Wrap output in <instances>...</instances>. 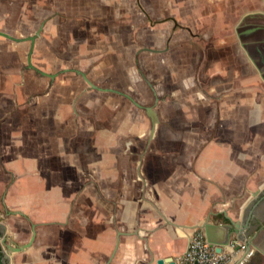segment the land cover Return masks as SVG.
<instances>
[{
	"label": "crops",
	"instance_id": "obj_1",
	"mask_svg": "<svg viewBox=\"0 0 264 264\" xmlns=\"http://www.w3.org/2000/svg\"><path fill=\"white\" fill-rule=\"evenodd\" d=\"M76 1L62 8L61 0H0V30L21 38L41 29L33 64L48 73L74 69L61 59L65 39L60 41L59 31L49 34L44 11L56 6L61 11L50 10L59 17L77 10L83 15L67 33V42L77 44L75 69L86 72L98 87L117 89L127 81L142 84L152 74L157 111L161 119L170 115L169 124L159 125L152 149L138 165L139 158L132 155L136 144L145 147L150 128L140 118L144 109L130 112L128 119L127 112L125 117L122 110L116 112L115 123L104 112L103 121L111 122L97 125L91 114H99L97 108L110 100L107 94L115 92L88 87L74 71L60 73L52 82L27 68L30 41L0 36L2 222L19 244L28 242L31 225H36L33 245L11 255L10 264H149V249L156 259L176 261L188 248L192 228L208 217L216 225L228 224V217L242 225L245 217L251 222L252 217L261 218L262 226L249 230L245 241L232 238L246 245L237 264H264V102L257 100L255 106L253 97L214 107L205 104L192 95L188 59L187 27L204 36V48L215 46L218 39L232 36V4L243 0H137L138 15L146 20L141 32L128 25L129 0ZM86 2L87 14L78 7ZM123 6L125 13L114 17L113 10ZM100 7L107 8L103 17L97 13ZM172 18L182 27L170 48L141 51L145 32L154 37L153 49L166 47ZM100 23L111 26L102 28ZM93 34L95 45L90 46ZM134 58L143 75L130 66ZM166 105L172 106L164 109ZM178 116L185 123L176 126L171 120ZM211 235L218 244L226 239L227 229L214 227Z\"/></svg>",
	"mask_w": 264,
	"mask_h": 264
},
{
	"label": "water",
	"instance_id": "obj_2",
	"mask_svg": "<svg viewBox=\"0 0 264 264\" xmlns=\"http://www.w3.org/2000/svg\"><path fill=\"white\" fill-rule=\"evenodd\" d=\"M40 32L41 29L33 35L20 38L0 30V36L14 42L30 41L27 68L34 69L41 75L50 77L52 82L58 74L74 71L80 74L92 89L120 93L116 89L98 87L92 83L86 72L79 69H63L57 73H48L38 69L32 62V54ZM168 46L165 50L168 49ZM153 51L161 52L163 50ZM191 82L192 95L198 96L205 104L211 107L253 97H255V106H257V100L264 102V20L243 19V27H238L237 32L230 38L227 40L218 39L215 46L195 51L191 63ZM126 96L139 108L145 110L151 121L150 137H153L160 121L159 113L156 110L158 97L153 105L143 106L130 96ZM210 220L211 218L208 217L202 223L195 225L192 230L193 234L198 229L202 230L207 242L213 247L218 246L216 251H222L223 248L228 246L229 251L232 252L234 249L230 247V243L233 235L241 241H245L246 238L251 236L249 230L252 229V232H255V228L258 225L262 226L261 218L256 220L253 217L252 222L245 217L243 225L230 217H228L230 221L228 224L216 225ZM31 226L32 235L26 243L19 244L6 233L0 235V264H4L5 259H8L10 262L11 255L22 253L33 245L36 236V225L32 224ZM218 226L226 228L227 235L224 241L216 244L211 234L214 227ZM191 241L192 237L190 238L188 248ZM148 254L151 260L149 264H175L173 257H160L156 259L150 249ZM234 264H237L236 259Z\"/></svg>",
	"mask_w": 264,
	"mask_h": 264
},
{
	"label": "rangeland",
	"instance_id": "obj_3",
	"mask_svg": "<svg viewBox=\"0 0 264 264\" xmlns=\"http://www.w3.org/2000/svg\"><path fill=\"white\" fill-rule=\"evenodd\" d=\"M63 2H59L62 6V8H64V6H72L74 4V1L77 2L76 0H61ZM145 1H150V0H145ZM79 2H77L78 4ZM57 4V3H56ZM75 5V4H74ZM80 5V6H79ZM78 7L79 9H81V12L86 13V10L89 9V5H88V2L86 3H81L79 4ZM129 9H128V25H130L131 27H136L137 30H139L140 32L141 31H146V30H143V27H144V24L146 23V20L144 21L142 19V16L141 15H138L141 13V9L139 8L138 6V3H137V0H129ZM69 10L71 11H74V8L72 7H67ZM99 8V6H97V9ZM123 9H121L120 11H118V9H114L113 11L115 12L114 13V17L118 18V16L120 14H123L125 13L126 11V8L123 6L122 7ZM50 9H54L55 13L56 11H61L60 8L56 7V6H53L52 5V8ZM48 10L46 9L44 11V13L49 16V21H48V24H49V34L51 35L53 32H58L60 33V41H63V39H65V41H63V44H61L62 46V51L60 52V55L62 56L61 59L65 58L66 61H65V64L67 65L68 64V68H77V67H74L75 66H78V62H79V59L78 57L76 56V48H77V44L76 43H73V42H67V33H69V29H70V26L72 24H74V22L78 19H80L83 15L81 13L77 14V10L72 14V15H60L58 17L57 14H53L51 12V10ZM107 11V8L105 7H100V9L97 11L100 12L99 13V16L103 17L105 16V13ZM120 13V14H119ZM38 14H41V15H44L43 13L39 12L38 11ZM67 14V13H66ZM75 20V21H74ZM84 21L87 22V20H85L84 18ZM13 24L14 22L13 21H10V26L11 28L13 27ZM36 24L37 26L39 27L40 25V20L39 21H36ZM52 24H55L54 25V30H53V26ZM148 24V23H147ZM55 26H56V29H55ZM106 26H111L110 23H108V25L106 24H102L100 23V27L102 28H105ZM146 33H149V32H145V36H142L141 37V43L140 44V50L141 51H153V50H156V49H153V47L151 46V43H152V40H154V37L153 35L151 34H147ZM54 34V33H53ZM94 34L97 35L96 32H94ZM93 34V35H94ZM94 35V40H90V46H94L95 45V36ZM50 37V36H49ZM102 39H103V42L101 43V45L104 47L105 45H107V37L105 35L103 36H100ZM169 35H168V38L166 39V42L168 41L169 39ZM160 39H163L162 37ZM181 39V38H180ZM83 41V40H82ZM57 42V41H56ZM41 43H45L44 41H42ZM56 45V44H54ZM168 46V49L170 48V44L167 43ZM166 45V47H167ZM57 46V45H56ZM166 47H161V49L159 50H163V51H167L165 50ZM57 48V51H58V47ZM105 48V47H104ZM164 48V49H162ZM86 55H89V51H86L85 52ZM178 59L181 61L184 59L183 55H184V52H178ZM93 55V54H92ZM91 56V55H90ZM132 64H130L131 67H135L138 72L140 73L139 75H143L144 73V70L142 69L141 67V64H140V61L137 60V59H133L132 61ZM184 63V61H183ZM138 66V68H137ZM136 71V70H135ZM118 73V72H117ZM120 74V70H119V73ZM71 75V74H69ZM113 75V74H112ZM115 77V75H113ZM148 76V75H147ZM142 78L144 76H141ZM151 78V80L147 79V78H143L145 79L146 82H143L142 84H138V83H135V82H130V81H127V85H125L123 87V89H117V88H114V87H111L113 89H116L118 90L120 93L116 94V93H109L107 94L110 98L109 102L106 103L105 106H102V107H98V111H99V114H91L92 118H95L96 119V124L97 125H103L105 122H111L110 120L107 119V121H103L104 119V115L103 113L104 112H107V114H112V121L113 123H115L116 121H119L118 119H116V116L114 115L116 112L119 113L121 110L123 111L124 113V116H126V112L129 114L130 112L133 113V115L138 111L139 107L137 105H135L126 95L130 96L131 98H133L134 100H136L139 104L143 105V106H150V105H153L155 103V100H156V96H154V93H155V90H153L154 88V84L156 83V80H155V83H154V79H153V76L152 74H150L149 76ZM124 80V79H123ZM70 82L72 80H69ZM115 81H117L116 79L113 80L112 83H114ZM120 81V80H119ZM74 82L78 83L79 84V80H74ZM86 85L88 84L86 81H85ZM82 85V84H81ZM88 87L90 86L89 84L87 85ZM99 86V85H98ZM103 87V86H102ZM95 93H99L97 91H95ZM126 94V95H125ZM164 97V96H163ZM158 104V103H157ZM163 104V103H160V105ZM233 105V103H232ZM172 105H166L164 107V109H170ZM157 107V106H156ZM160 107H158L159 109ZM163 108V107H162ZM142 110V109H141ZM157 110V108H156ZM85 112H88L87 110H84ZM144 112V114L141 116L140 115V118L144 121H146L147 123H150V128L146 134V137L145 139L148 140L147 143H145V147L142 149L140 147L137 148L138 144H136V154L134 153L132 156L134 159H137L139 158V160L137 161L138 162V165L140 164V162L142 161V159L146 156V154L149 152L150 150V147L152 149V146H151V143L155 140V135H156V132L154 134L153 137H150V129H151V121H150V118L147 116L145 110H142ZM159 111V110H158ZM132 115H127L126 116V119L130 118ZM122 115L119 116V118H121ZM167 118V120L164 118V119H161L160 115H159V118H160V121H159V124H158V127L160 124H169V120H168V117H170V115H166L165 116ZM83 118H86L84 115H83ZM177 118V119H176ZM171 120V119H170ZM171 122H173L174 125L176 126H179V124H184L185 123V118H183V116H178V117H174L173 120H171ZM158 127H157V130H158ZM196 128V126H195ZM156 130V131H157ZM134 140V143H137L136 139H133ZM171 140H164V142H166V144H168ZM160 142H162L160 140ZM155 144V143H154ZM175 145L173 142L170 143V145ZM177 147V146H176ZM167 148V147H166ZM181 148V147H180ZM155 153H157L158 151V148L155 147ZM153 149V150H154ZM183 150V148H181ZM180 149V150H181ZM165 150H169V149H165ZM178 155H183V153H178ZM131 168H132V171L134 172L135 171V168H136V161H135V164L134 162L131 164ZM2 202V194H0V215L3 213V205L1 204ZM2 212V213H1ZM5 216V214H3ZM5 218L4 217H1V221L4 220ZM5 223V222H4ZM232 240H236V239H233Z\"/></svg>",
	"mask_w": 264,
	"mask_h": 264
},
{
	"label": "flooded vegetation",
	"instance_id": "obj_4",
	"mask_svg": "<svg viewBox=\"0 0 264 264\" xmlns=\"http://www.w3.org/2000/svg\"><path fill=\"white\" fill-rule=\"evenodd\" d=\"M232 8H233L232 15L234 16H232V19L228 24V26L230 27L229 31H231V35H234L237 32L238 27H243V19H263L264 20V0H246V2L245 0H243V2L239 4L233 3ZM172 20H173V27L170 33L171 35L169 37V43H170V40L173 38L174 34L177 32V30L182 27L175 18H172ZM186 30L190 35V40L187 43L190 46L189 56L191 57H188V59L190 60V65H191L193 53L195 52L194 50L205 49L206 47L204 48L202 43L205 44L207 41L203 35L194 33L190 27H187ZM6 214L8 215V212H6ZM1 217H4L3 214L0 215V235H4L7 229H6V226L4 225L5 223L1 221ZM4 264H10L9 260L5 259Z\"/></svg>",
	"mask_w": 264,
	"mask_h": 264
},
{
	"label": "built area",
	"instance_id": "obj_5",
	"mask_svg": "<svg viewBox=\"0 0 264 264\" xmlns=\"http://www.w3.org/2000/svg\"><path fill=\"white\" fill-rule=\"evenodd\" d=\"M230 247L234 249L216 251L210 245L202 230L198 229L192 236V241L185 253L179 255L175 264H233L236 257L246 249V245L232 240Z\"/></svg>",
	"mask_w": 264,
	"mask_h": 264
}]
</instances>
